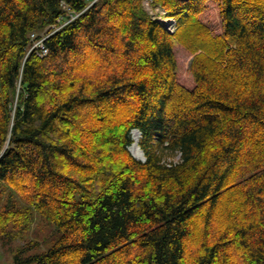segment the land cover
I'll return each mask as SVG.
<instances>
[{
    "label": "trees",
    "instance_id": "16d2710c",
    "mask_svg": "<svg viewBox=\"0 0 264 264\" xmlns=\"http://www.w3.org/2000/svg\"><path fill=\"white\" fill-rule=\"evenodd\" d=\"M150 4L0 0L8 264H264V0Z\"/></svg>",
    "mask_w": 264,
    "mask_h": 264
},
{
    "label": "rangeland",
    "instance_id": "374dc122",
    "mask_svg": "<svg viewBox=\"0 0 264 264\" xmlns=\"http://www.w3.org/2000/svg\"><path fill=\"white\" fill-rule=\"evenodd\" d=\"M145 8L148 11L152 10V8L147 6V5H145ZM154 12H156V11H154ZM215 17H216V15H215ZM175 54H176L178 63L180 65H182L183 67L189 66V62H190V59H191L192 55H190L189 53L184 51V49L181 48V47H176L175 48ZM182 81H183V79H182ZM131 138H132V144L129 146V150H130L131 154L134 155V157L143 160L144 159V154H143L141 148L137 144V139L139 138L138 131L132 130L131 131ZM175 158H177V156ZM36 218L38 220L36 219V223L33 226L34 227V231L32 233V237L33 238H36V237L39 238L41 236V237H43L42 240H46L47 239L46 243H47V245H49L52 242V240L55 239L58 236V232L56 230L50 232L49 230H47L48 229L47 226L45 228H43L44 222L42 221L40 216L37 215ZM50 233H51V235H50ZM38 234L40 236H38ZM9 260H10V257H9V255L7 253V247L3 246L1 244V242H0V264H8Z\"/></svg>",
    "mask_w": 264,
    "mask_h": 264
},
{
    "label": "built area",
    "instance_id": "2783aa9c",
    "mask_svg": "<svg viewBox=\"0 0 264 264\" xmlns=\"http://www.w3.org/2000/svg\"><path fill=\"white\" fill-rule=\"evenodd\" d=\"M150 0H146L148 2ZM62 5L64 3L62 2ZM71 18H74V16H71ZM175 21L174 19H169L166 21V28L170 31L173 32L175 29ZM50 33L47 32H42L40 34H37L36 32H32L30 37H31V45L28 50V52L34 51L37 55L39 56H44L46 53H48V48L45 45V39L49 36Z\"/></svg>",
    "mask_w": 264,
    "mask_h": 264
}]
</instances>
